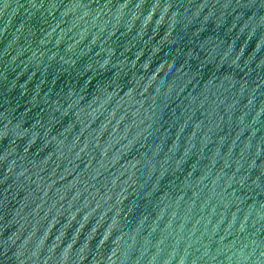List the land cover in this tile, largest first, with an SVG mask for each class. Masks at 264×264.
Segmentation results:
<instances>
[{
  "label": "water",
  "instance_id": "95a60500",
  "mask_svg": "<svg viewBox=\"0 0 264 264\" xmlns=\"http://www.w3.org/2000/svg\"><path fill=\"white\" fill-rule=\"evenodd\" d=\"M0 264H264V0H0Z\"/></svg>",
  "mask_w": 264,
  "mask_h": 264
}]
</instances>
